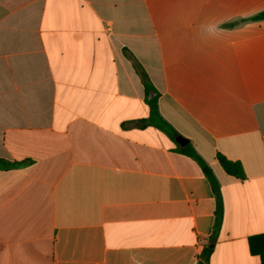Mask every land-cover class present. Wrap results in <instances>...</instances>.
Returning a JSON list of instances; mask_svg holds the SVG:
<instances>
[{
  "label": "crops",
  "instance_id": "crops-1",
  "mask_svg": "<svg viewBox=\"0 0 264 264\" xmlns=\"http://www.w3.org/2000/svg\"><path fill=\"white\" fill-rule=\"evenodd\" d=\"M262 12L0 0V264H264Z\"/></svg>",
  "mask_w": 264,
  "mask_h": 264
},
{
  "label": "trees",
  "instance_id": "trees-1",
  "mask_svg": "<svg viewBox=\"0 0 264 264\" xmlns=\"http://www.w3.org/2000/svg\"><path fill=\"white\" fill-rule=\"evenodd\" d=\"M252 19H254V20L264 19V12L252 17ZM142 76H143V80H144L146 93L150 97L147 100V104L150 106V112H151L150 119H151L153 117V115L155 114V112L157 111V95H155V96L150 95V92L154 88L150 84V82L148 81V79L146 78L144 73H142ZM150 119L141 121V123H143L144 125L145 124H147V125L151 124ZM185 153L188 154L189 156L196 158L198 161H200L202 169H203L206 177L208 178V180H209V182L213 188L215 197H216L217 208H216L215 230L209 238V243L204 247L203 251L199 255L198 262H197V264H208L210 257L213 253L215 243L217 241L218 232H219V229L221 227L223 214H224L221 188H220V184H219L212 168L209 167L205 162H203L200 159V157L197 156V154L195 153V151L193 149L187 150V151H185ZM219 159H220V163H221L223 169L227 173L234 175L236 177H243V168L239 162H234V161L228 160L227 158L222 157V156ZM12 165H13L12 163H10L6 160L0 159V167H10Z\"/></svg>",
  "mask_w": 264,
  "mask_h": 264
}]
</instances>
